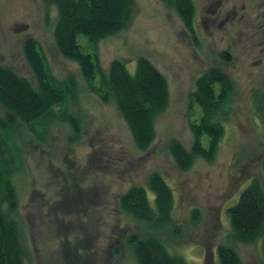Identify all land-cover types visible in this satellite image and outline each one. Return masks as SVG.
<instances>
[{
    "label": "rangeland",
    "instance_id": "rangeland-1",
    "mask_svg": "<svg viewBox=\"0 0 264 264\" xmlns=\"http://www.w3.org/2000/svg\"><path fill=\"white\" fill-rule=\"evenodd\" d=\"M199 3L203 5V0ZM137 4L133 25L102 41L98 56L105 70L120 60L131 72L138 57H147L166 77L170 103L158 117L155 140L146 151L136 147L116 106L102 103L79 66L56 48V8H47L41 0H0V63L34 83L22 50L24 40L31 37L38 40L55 77L76 82L66 108L77 118V130L69 122L53 120L41 141L20 124L16 128L26 170L17 180L20 212L28 227L31 256L26 264H131L128 235L146 236L148 231L121 210L120 197L135 185L147 188L152 172H159L171 187L173 220L182 228L176 238L158 233L169 249L189 264H220L217 247L231 244L228 209L252 176L262 177L264 133L253 99L254 92L264 93V81L248 79L263 78L264 69L252 67L254 55L232 26L245 30L237 23L241 13L228 30L219 27L221 19L210 24L199 47L176 13L159 0ZM202 8V16L209 18V6ZM79 43L85 53L93 54L85 37ZM226 49L234 55L228 66ZM210 67L222 69L235 85L230 112L223 118L224 138L213 162L199 159L181 172L168 146L172 139L191 146L189 96L196 78ZM194 112L193 118L199 119L200 110ZM196 209L199 214L194 218ZM263 244L264 237L250 245L233 243L243 264H264Z\"/></svg>",
    "mask_w": 264,
    "mask_h": 264
},
{
    "label": "trees",
    "instance_id": "trees-1",
    "mask_svg": "<svg viewBox=\"0 0 264 264\" xmlns=\"http://www.w3.org/2000/svg\"><path fill=\"white\" fill-rule=\"evenodd\" d=\"M41 1L47 8L57 10L53 37L60 54L79 66L92 93L102 103L116 106L136 147L140 151L148 150L156 137V121L170 103L166 77L147 57H138L135 71L131 72L120 60H113L105 70L98 56L102 41L133 25L139 11L137 0ZM159 1L176 13L184 28L193 27L194 0ZM80 37L86 38L93 54L84 52ZM22 50L34 83L0 63L3 110L0 116V264H26L31 256L17 186V180L26 171L25 157L16 140L17 126L20 124L41 141L46 139L49 122L53 120L69 122L74 130L78 129L77 118L66 108L76 82L55 77L38 40L26 38ZM234 88L231 78L217 67L195 80L189 96L192 144L188 148L172 139L168 146L181 172L188 171L199 159L210 163L215 160L224 138L223 118L230 112ZM253 100L255 116L264 133V93L254 92ZM196 108L200 110L199 119L193 118ZM261 163L262 177L252 176V182L242 191L237 203L228 209L231 244L217 247L220 264H243L234 245L254 244L264 237V154ZM174 205L173 191L159 172L151 173L147 188L135 185L120 197L121 210L148 231L146 236L128 235L126 245L133 254L131 264H189L184 256L172 252L158 234L165 231L176 238L182 233V228L173 220ZM198 214L199 210H194V218Z\"/></svg>",
    "mask_w": 264,
    "mask_h": 264
},
{
    "label": "flooded vegetation",
    "instance_id": "flooded-vegetation-1",
    "mask_svg": "<svg viewBox=\"0 0 264 264\" xmlns=\"http://www.w3.org/2000/svg\"><path fill=\"white\" fill-rule=\"evenodd\" d=\"M194 1L196 5V15L193 27L191 29H186L183 26V28L195 44L199 47L201 46L202 38L206 37L205 32L211 28L210 24L218 23V20L221 19L222 21L219 27H222V30H228L229 26L234 24L233 22L238 18L239 13H241L237 23H241L240 26L245 28V33L242 28L237 31V28H235L236 24L232 26L236 32H239V36L241 37L239 39L242 40L243 36L245 37L243 43L248 50L247 52L254 55L253 59L250 60L254 63L252 67L264 69V0H203V5L199 3V0ZM204 5L209 6V9H206L209 12V18L207 19L202 16V7H204ZM204 22H208L209 24L205 25ZM201 34L203 35L200 36ZM243 53L246 54L245 51ZM223 56L226 58V61H224L225 65H230L228 61H230V58L233 59L234 55L226 49L223 51ZM211 68L212 67L209 69ZM207 70L202 72L196 79L202 76ZM255 80L264 81V77L262 78L260 75L258 78L253 77L252 79H248V81Z\"/></svg>",
    "mask_w": 264,
    "mask_h": 264
}]
</instances>
